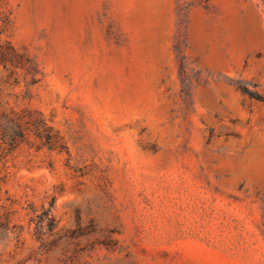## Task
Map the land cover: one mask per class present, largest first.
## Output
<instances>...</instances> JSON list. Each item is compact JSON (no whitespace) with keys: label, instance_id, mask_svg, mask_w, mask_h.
<instances>
[{"label":"rangeland","instance_id":"rangeland-1","mask_svg":"<svg viewBox=\"0 0 264 264\" xmlns=\"http://www.w3.org/2000/svg\"><path fill=\"white\" fill-rule=\"evenodd\" d=\"M0 264H264V0H0Z\"/></svg>","mask_w":264,"mask_h":264},{"label":"trees","instance_id":"trees-1","mask_svg":"<svg viewBox=\"0 0 264 264\" xmlns=\"http://www.w3.org/2000/svg\"><path fill=\"white\" fill-rule=\"evenodd\" d=\"M37 122H38V123H37V126H38V125H41V123L43 122V119H39ZM46 136H47V138H49V139L51 138V137H50V134H48V133H47Z\"/></svg>","mask_w":264,"mask_h":264}]
</instances>
